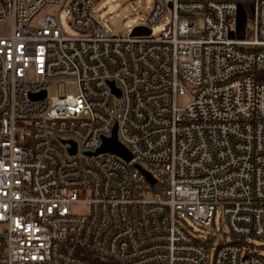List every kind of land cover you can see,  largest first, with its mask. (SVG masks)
<instances>
[{"label":"built area","instance_id":"obj_1","mask_svg":"<svg viewBox=\"0 0 264 264\" xmlns=\"http://www.w3.org/2000/svg\"><path fill=\"white\" fill-rule=\"evenodd\" d=\"M102 1L0 0V264H264V0H123L128 36Z\"/></svg>","mask_w":264,"mask_h":264},{"label":"rangeland","instance_id":"obj_2","mask_svg":"<svg viewBox=\"0 0 264 264\" xmlns=\"http://www.w3.org/2000/svg\"><path fill=\"white\" fill-rule=\"evenodd\" d=\"M67 8L63 7L59 8L57 5H48L42 8L38 15H52V16H60L58 20L65 34L69 36L76 35L75 31L70 27V18L66 12ZM146 9L143 5H139L135 2H124L123 0H117L113 2L112 0H103L96 8L94 15L101 21L104 22V25L109 30L112 35H121L128 36L130 30L126 28V24L135 25L139 18L145 13ZM9 24H6L4 27H8ZM202 23L199 21L198 26L201 27ZM158 29L153 30V34L158 33ZM2 30L0 29V33ZM261 69V68H259ZM60 93L67 94H75L76 93V85L72 83H67L65 86L60 85L59 87ZM189 96H183L179 98V102L182 104L183 102H187ZM71 211L76 214L86 213L88 211V207L85 205H76L70 207ZM184 226L188 230L192 228L194 232L202 234V235H211L212 233L216 234L218 240H227L229 239L227 236L223 235L222 228L220 225V220L216 216L214 218V226L210 228H204L196 221L191 218L184 217ZM255 246H258L259 253L264 257V243L259 240L252 241Z\"/></svg>","mask_w":264,"mask_h":264},{"label":"water","instance_id":"obj_3","mask_svg":"<svg viewBox=\"0 0 264 264\" xmlns=\"http://www.w3.org/2000/svg\"><path fill=\"white\" fill-rule=\"evenodd\" d=\"M149 33H150L149 29L138 27V28H135L132 31L131 35H148ZM232 36H233L232 33H230V37H232ZM109 85L112 88L114 87L113 82H110ZM112 91L115 94L119 95V91L118 90H114V88H113ZM39 96H44V93H41V95H39ZM106 152L114 153V154H116L117 156H119L121 159H123L126 162H128L131 159V155L129 154V152L118 141V139L116 137V127H114V129H113L112 137L108 138V139H104L102 145L100 146V148L97 149L96 152L93 153V155H96V154H99V153H106ZM71 153H74V150H72ZM143 173L145 174V176L151 182L154 181L146 171H143Z\"/></svg>","mask_w":264,"mask_h":264},{"label":"trees","instance_id":"obj_4","mask_svg":"<svg viewBox=\"0 0 264 264\" xmlns=\"http://www.w3.org/2000/svg\"><path fill=\"white\" fill-rule=\"evenodd\" d=\"M249 18V6L241 5L237 14V28L239 31H243L247 26V21ZM258 78H264V69H258L257 71Z\"/></svg>","mask_w":264,"mask_h":264}]
</instances>
